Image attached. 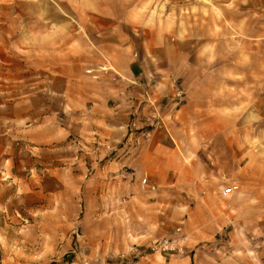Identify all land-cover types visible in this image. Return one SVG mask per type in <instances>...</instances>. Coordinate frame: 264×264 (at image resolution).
<instances>
[{"label":"crops","instance_id":"1","mask_svg":"<svg viewBox=\"0 0 264 264\" xmlns=\"http://www.w3.org/2000/svg\"><path fill=\"white\" fill-rule=\"evenodd\" d=\"M194 4L0 0V158L17 179L39 183L29 189L34 197L65 199L67 212L59 205V214L66 228L73 231L87 216L83 241L90 249L103 244L106 222L91 220L88 203L105 193L107 181L126 188L145 174L157 187L186 171L164 133L179 128L188 96L175 99L189 88V81H176L185 62L180 36L217 33V20L203 18L199 7L192 12ZM225 17L234 26L248 21L249 11L226 10ZM99 67L107 71L97 73ZM216 159L225 168L219 179H235L240 189L226 198L208 190L220 171L197 158L200 199L179 212L184 254L139 255L150 242L97 264H264V173L252 171L254 158H241L237 174L233 158ZM93 258L88 251L78 264Z\"/></svg>","mask_w":264,"mask_h":264},{"label":"rangeland","instance_id":"2","mask_svg":"<svg viewBox=\"0 0 264 264\" xmlns=\"http://www.w3.org/2000/svg\"><path fill=\"white\" fill-rule=\"evenodd\" d=\"M194 5L192 12L199 7L203 18L211 14L217 20V33L180 36L185 37L180 52L185 62L176 81H189L183 93L185 97L188 91V96L179 106L184 107L179 128L164 133L172 158H185L186 171L173 173L171 182L154 192L140 189L142 179L150 180L145 174L138 175L136 186L126 183V188L107 181L105 193L88 203L91 220L106 222L103 244L90 249L83 241L87 216L73 231L66 228V217L59 214V205L67 212L65 199L34 197L29 189L39 183L17 179L6 158H0V264H78L88 251L94 254L91 263L97 264L99 257L119 258L136 245L174 236L181 224L179 212L200 199L197 158L220 171L206 185L212 191L236 183L219 179L225 168L216 158H233V174L243 169L241 158H254L252 171L264 173V0H195ZM226 10H247L249 20L232 26ZM90 232L97 237L96 229ZM68 236L71 243L66 246Z\"/></svg>","mask_w":264,"mask_h":264},{"label":"built area","instance_id":"3","mask_svg":"<svg viewBox=\"0 0 264 264\" xmlns=\"http://www.w3.org/2000/svg\"><path fill=\"white\" fill-rule=\"evenodd\" d=\"M107 69L105 67H99L97 73H104ZM87 74H93L92 70H87ZM97 75H94V78H97ZM175 99H177L178 102H181L183 99V93L181 91H177L175 93ZM140 189L144 192H154L155 186L147 179L144 178L140 182ZM239 191V185L232 182L229 183L226 187H223L220 191L219 195L223 198L229 197L236 192ZM186 237L182 236L181 234V228H177L175 231V235L170 238H161L153 241L150 245L146 247L145 250H142L140 255H146V254H176V255H182L185 253V243H186Z\"/></svg>","mask_w":264,"mask_h":264}]
</instances>
